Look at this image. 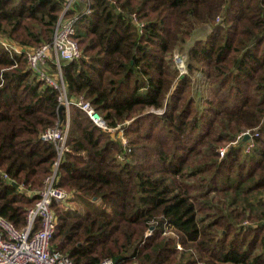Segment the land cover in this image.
Returning <instances> with one entry per match:
<instances>
[{
    "label": "trees",
    "instance_id": "1",
    "mask_svg": "<svg viewBox=\"0 0 264 264\" xmlns=\"http://www.w3.org/2000/svg\"><path fill=\"white\" fill-rule=\"evenodd\" d=\"M65 1L0 0V34L30 48L51 42ZM113 1L90 0L76 23L84 56L62 73L69 98L123 127L127 153L73 107L59 161L42 139L65 118L58 91L0 46V216L23 228L38 196L19 185L41 190L59 161L75 209L54 205L52 246L74 264H264V0ZM197 24L212 30L187 48ZM198 73L209 85L203 111ZM247 131L253 149L231 145Z\"/></svg>",
    "mask_w": 264,
    "mask_h": 264
},
{
    "label": "built area",
    "instance_id": "2",
    "mask_svg": "<svg viewBox=\"0 0 264 264\" xmlns=\"http://www.w3.org/2000/svg\"><path fill=\"white\" fill-rule=\"evenodd\" d=\"M114 3L113 0H108ZM78 4L85 7L78 11ZM73 11L72 16L68 15ZM92 13L90 0H66L62 12L60 13L53 39L51 42L44 43L39 47H26L16 44L14 41L0 34V46L9 54L10 57L23 55L27 61V68L32 74L46 86L58 91V102L63 106L65 118H62L55 127L47 129L42 134V139L47 142L55 143L58 147L59 161L62 157L70 132V118L73 107L81 109L93 123L103 132L110 134L111 138L119 141L124 146V154L127 153L128 139L125 137L123 127H110L104 118L94 109L89 101L83 97L79 99L69 98L68 89L63 76V66L65 63H72L83 58L84 54L75 39L76 23L80 16ZM132 22L143 33L145 24L141 22L136 14L132 17ZM175 62L181 60L175 53ZM181 75H187V68L179 67ZM253 135L247 131L238 137V141L231 145H237L239 141L249 136V146L247 151L254 147ZM257 135V134H256ZM252 141V142H251ZM227 148L221 149V157L226 153ZM124 160L123 155L119 156ZM59 161L55 163L53 172L44 180L43 188L39 191L28 190L25 185L20 184L19 193L27 196H38L34 206L28 209L26 225L18 228L12 221L0 216V264H74V261L63 255L60 251L53 249L58 216L54 205H64L68 209L72 203V193L67 192L58 186L59 178L57 175ZM3 178L8 184L17 185L16 181L2 173ZM152 230L148 234L151 236ZM101 264H114L111 259L104 260Z\"/></svg>",
    "mask_w": 264,
    "mask_h": 264
},
{
    "label": "rangeland",
    "instance_id": "3",
    "mask_svg": "<svg viewBox=\"0 0 264 264\" xmlns=\"http://www.w3.org/2000/svg\"><path fill=\"white\" fill-rule=\"evenodd\" d=\"M211 30H212V28L210 25L197 24L196 29L194 30L192 39L187 44V48L191 47L194 44V42L197 40H205L207 38V36L210 34ZM2 36H4V35H2ZM175 53H177L179 55V58L181 59L178 64L175 62L176 59H174ZM173 60L176 64V66L179 65V67L182 68L181 70H183L184 66L186 67V65H187L188 58L185 57L184 55L180 54L176 50L174 52ZM177 68H178V66H177ZM180 73H181V71H180ZM193 81H194V98L196 101V105L199 108V110L203 111L204 107H205V99L207 98V94L209 92L208 91L209 85H208L207 81H205L204 76H202V74H200V73L193 76ZM158 113H160V112H158ZM70 206L73 209H75L74 203H72Z\"/></svg>",
    "mask_w": 264,
    "mask_h": 264
},
{
    "label": "water",
    "instance_id": "4",
    "mask_svg": "<svg viewBox=\"0 0 264 264\" xmlns=\"http://www.w3.org/2000/svg\"><path fill=\"white\" fill-rule=\"evenodd\" d=\"M63 110H64V108H63V106H61L59 109L60 114L63 112ZM249 138H250L249 136H245L244 141L249 140Z\"/></svg>",
    "mask_w": 264,
    "mask_h": 264
}]
</instances>
